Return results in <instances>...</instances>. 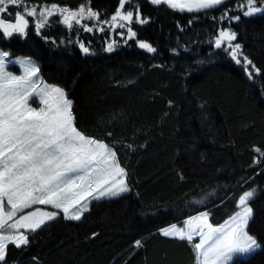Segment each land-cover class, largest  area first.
Returning <instances> with one entry per match:
<instances>
[{"label":"trees","instance_id":"obj_1","mask_svg":"<svg viewBox=\"0 0 264 264\" xmlns=\"http://www.w3.org/2000/svg\"><path fill=\"white\" fill-rule=\"evenodd\" d=\"M53 3L90 7L99 18L69 29L57 11L37 35L38 14L27 16L25 6L40 13ZM118 6L119 0H22L3 14L14 22L19 10L29 27L23 37L0 31V51L34 61L44 83L65 91L75 126L111 147L129 187L120 197L92 201L79 221H47L28 233L29 245L8 246L6 264H196L193 243L159 229L201 212L219 226L240 209L244 191H254L248 231L261 247L233 264H264V12L244 17L246 0L197 13L128 0L122 11L135 16L139 6L147 23L133 19L128 26L137 35L127 39V26H110ZM225 12L240 21L221 19ZM229 27L238 34L232 43L242 45L240 65L227 45L215 48L219 30ZM113 41L114 50L105 51ZM137 41L157 51L146 53ZM244 56L260 69L248 66L251 79Z\"/></svg>","mask_w":264,"mask_h":264},{"label":"snow or ice","instance_id":"obj_2","mask_svg":"<svg viewBox=\"0 0 264 264\" xmlns=\"http://www.w3.org/2000/svg\"><path fill=\"white\" fill-rule=\"evenodd\" d=\"M152 5L165 4L170 9L192 13L213 9L224 0H149ZM22 0H0V31L6 38L14 34L26 35L29 21L19 10L15 12L14 22L5 19L3 14L11 7L19 8ZM126 0H119V6L111 16L113 29L127 26V39L137 35L131 25L134 13L123 12ZM244 17L264 12V0H246ZM244 9V4L239 6ZM26 15L36 17V8H27ZM59 12L62 23L69 29L72 22L77 25L83 19H98L99 15L90 7L81 6L73 11L69 7H60L53 3L40 9L35 24L37 35L41 29L50 25V18ZM239 22L240 16H228L225 12L221 19ZM135 20L143 25L147 20L141 17L139 6L136 8ZM127 22V23H124ZM101 23H107L103 21ZM92 32V27H85ZM103 31V28L99 29ZM123 37L124 33L121 32ZM237 32L231 27L219 30L215 39V48L221 49L227 42L228 55L237 65L242 45L232 43L237 40ZM127 42V41H125ZM80 51L89 54V48L79 42ZM139 48L148 53H155L156 48L149 43L137 41ZM115 41L109 43L105 51L114 50ZM9 53L0 51V264H6V250L9 245L17 249L29 245L28 233H35L47 221L56 219L57 211H45L36 205L50 206L62 210L65 220L79 221L88 211L91 201L102 198L118 197L129 191L125 182L127 173L120 167L116 153L109 145L83 134L75 126L73 100L67 97L60 87L45 84L38 79L40 69L33 63H22L19 59L11 63L21 65V74L9 71ZM260 69L244 56V70L249 79L252 73ZM39 98V107H33L30 101ZM254 191H244L239 196L235 212L229 220L214 227L209 223V214L201 212L198 216L184 221V228L176 224L159 229L163 237H172L180 241L192 242L199 237V243L193 245L197 254V264H232L234 260L246 258L258 250V239L249 234L250 221L254 219L253 209L247 201ZM34 209V210H33ZM28 210V211H25ZM95 235V234H93ZM137 246L141 241L137 240Z\"/></svg>","mask_w":264,"mask_h":264},{"label":"rangeland","instance_id":"obj_3","mask_svg":"<svg viewBox=\"0 0 264 264\" xmlns=\"http://www.w3.org/2000/svg\"><path fill=\"white\" fill-rule=\"evenodd\" d=\"M148 2H149V0H147ZM227 1H229V0H224V2L223 3H225V2H227ZM128 2V0H126V3ZM150 3V2H149ZM222 3V4H223ZM151 4V3H150ZM152 5V4H151ZM161 5H163V6H165V7H167L168 9H170L167 5H165V4H161ZM161 5H153V6H161ZM219 6V5H218ZM217 6V7H218ZM216 7V8H217ZM214 9V8H213ZM170 10H172V11H175V12H179V13H189V12H187V10L185 9L183 12H181L180 10H179V8H177V9H170ZM207 10H210V9H207ZM207 10H201V11H199V12H203V11H207ZM192 13H197L196 11H194V12H192ZM37 14H38V17H39V14L40 13H38L37 12ZM259 15L260 13H256V14H254V15ZM253 15V16H254ZM54 16H55V14H54ZM59 19H60V21L62 22V19H63V17L61 16V15H59V17H58ZM133 19H135V16L133 17ZM90 20V19H89ZM88 21V19H83L82 21H81V23H83V22H87ZM81 23H80V25H81ZM124 23H127V22H124ZM74 24H76L75 23V21H73L72 22V25H74ZM66 25V24H65ZM84 28H85V26L84 25H82ZM114 30V29H113ZM2 32V31H1ZM18 34V33H17ZM14 35H16V34H14ZM20 35V34H19ZM219 35V34H218ZM21 37H23L22 35H21ZM11 38V37H10ZM223 44H225V45H227V42H225V43H223ZM141 49V48H140ZM144 52H146L147 53V51L145 50V49H142ZM8 60H9V68H8V70L9 71H12L14 74H16V75H20L21 74V65L19 64V63H11V62H14V61H16V60H20L22 63H33V64H35L36 66H37V64L34 62V61H32V60H30V59H27V58H11L10 56L7 58ZM38 79H40V77H39V74H38ZM41 80V79H40ZM45 84H47V83H45ZM49 85V84H48ZM30 103H31V105L33 106V107H39V106H41L40 104H39V98L38 97H35V98H33L31 101H30ZM127 193V192H126ZM126 193H122L121 195H123V194H126ZM120 195V196H121ZM120 196H118V197H120ZM112 198H117V197H112ZM102 199H110V198H102ZM92 202V201H91ZM90 202V203H91ZM89 203V204H90ZM88 204V205H89ZM35 207H39V208H41L42 210H45V211H57V213H58V215H57V217H62L63 218V212H62V210H56V209H52L50 206H45V205H36V206H34V208ZM89 207V206H88ZM241 209H239L238 211H240ZM25 211H28V210H25ZM85 213V212H84ZM83 213V214H84ZM82 214V215H83ZM198 216V215H197ZM56 217V218H57ZM229 220V219H228ZM69 221H72V220H69ZM182 225L181 226H177V228H184L185 227V225H184V221L181 223ZM170 228V227H169ZM167 238H172V237H167ZM185 241H187V240H185ZM191 243H193V244H195V243H199V237H194V239H193V241L191 242ZM14 246V245H13ZM195 250V249H194ZM260 250V248L258 249V250H256L254 253H252L250 256H248V257H246V258H241V259H239V260H246V259H248L249 257H251L252 255H254L257 251H259ZM195 256H196V261H197V254H196V250H195ZM236 260H234L233 262H232V264L235 262Z\"/></svg>","mask_w":264,"mask_h":264}]
</instances>
